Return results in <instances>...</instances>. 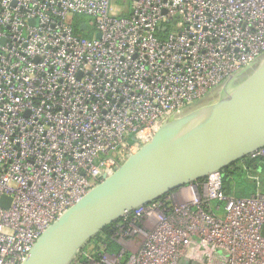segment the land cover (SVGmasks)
<instances>
[{"label":"built area","instance_id":"obj_1","mask_svg":"<svg viewBox=\"0 0 264 264\" xmlns=\"http://www.w3.org/2000/svg\"><path fill=\"white\" fill-rule=\"evenodd\" d=\"M117 1L0 0V264L264 56V0ZM238 162L264 170V148ZM224 171L126 213L117 252L94 236L71 264H264V195H226Z\"/></svg>","mask_w":264,"mask_h":264},{"label":"water","instance_id":"obj_2","mask_svg":"<svg viewBox=\"0 0 264 264\" xmlns=\"http://www.w3.org/2000/svg\"><path fill=\"white\" fill-rule=\"evenodd\" d=\"M262 148L264 56L230 76L215 102L165 118L149 142L42 232L21 264H71L83 245L126 213ZM8 201L2 197L0 205Z\"/></svg>","mask_w":264,"mask_h":264},{"label":"rangeland","instance_id":"obj_3","mask_svg":"<svg viewBox=\"0 0 264 264\" xmlns=\"http://www.w3.org/2000/svg\"><path fill=\"white\" fill-rule=\"evenodd\" d=\"M116 4L120 7L129 8L131 7V0H119ZM113 12L116 13L117 10H113ZM73 20L74 23H85L87 25L88 28L85 31H82L80 33L81 35L90 38L94 34V23L92 18L84 15H75ZM218 92L219 89L210 91L202 101H199L186 109L183 114L199 106L215 102ZM241 165V162H238L236 164L238 170L232 171L228 195L233 198H249L250 196L257 194L264 195V170H261L262 165L258 163L257 167H250L249 169H246ZM218 215L223 217V211L221 210Z\"/></svg>","mask_w":264,"mask_h":264},{"label":"trees","instance_id":"obj_4","mask_svg":"<svg viewBox=\"0 0 264 264\" xmlns=\"http://www.w3.org/2000/svg\"><path fill=\"white\" fill-rule=\"evenodd\" d=\"M81 33V32H80ZM237 171V169H234ZM232 171L231 169L226 168L224 173H223V179H222V184H223V191L226 195L229 193V185H230V180L232 176ZM114 234V232L111 230V228H105L103 231L98 233L95 237L94 240H103L109 242L110 237ZM119 250V246L116 245L115 243H108V251L114 253Z\"/></svg>","mask_w":264,"mask_h":264},{"label":"flooded vegetation","instance_id":"obj_5","mask_svg":"<svg viewBox=\"0 0 264 264\" xmlns=\"http://www.w3.org/2000/svg\"><path fill=\"white\" fill-rule=\"evenodd\" d=\"M252 67H253V65H252V66H250L248 69H246V71L250 70Z\"/></svg>","mask_w":264,"mask_h":264}]
</instances>
